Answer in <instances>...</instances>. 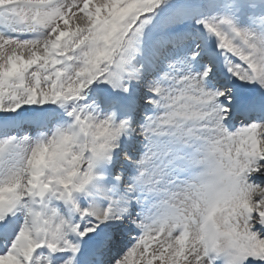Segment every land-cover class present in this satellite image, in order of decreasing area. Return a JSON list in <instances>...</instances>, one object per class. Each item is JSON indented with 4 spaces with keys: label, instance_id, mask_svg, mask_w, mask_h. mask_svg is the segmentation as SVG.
<instances>
[{
    "label": "snow or ice",
    "instance_id": "1",
    "mask_svg": "<svg viewBox=\"0 0 264 264\" xmlns=\"http://www.w3.org/2000/svg\"><path fill=\"white\" fill-rule=\"evenodd\" d=\"M0 264H264V0H0Z\"/></svg>",
    "mask_w": 264,
    "mask_h": 264
}]
</instances>
